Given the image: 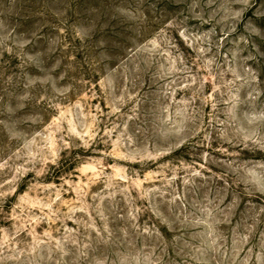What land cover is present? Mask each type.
Segmentation results:
<instances>
[{
  "label": "rangeland",
  "instance_id": "rangeland-1",
  "mask_svg": "<svg viewBox=\"0 0 264 264\" xmlns=\"http://www.w3.org/2000/svg\"><path fill=\"white\" fill-rule=\"evenodd\" d=\"M0 264H264V0H0Z\"/></svg>",
  "mask_w": 264,
  "mask_h": 264
}]
</instances>
